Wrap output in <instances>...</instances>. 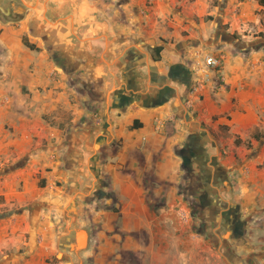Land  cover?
<instances>
[{"label": "crops", "instance_id": "obj_1", "mask_svg": "<svg viewBox=\"0 0 264 264\" xmlns=\"http://www.w3.org/2000/svg\"><path fill=\"white\" fill-rule=\"evenodd\" d=\"M202 3L0 0V225L33 230L25 264H52V238L85 208L99 225L90 264H199L212 226L251 250L259 230L264 264V46L235 49L232 16L206 21ZM207 53L222 66L192 92ZM202 176L226 233L190 194Z\"/></svg>", "mask_w": 264, "mask_h": 264}, {"label": "rangeland", "instance_id": "obj_2", "mask_svg": "<svg viewBox=\"0 0 264 264\" xmlns=\"http://www.w3.org/2000/svg\"><path fill=\"white\" fill-rule=\"evenodd\" d=\"M190 3L196 1V0H185ZM203 3H206V7L208 6L207 15L205 16L206 21H213V19L219 18V10L229 14L230 17L232 16V20L229 21L227 24H225V28L229 29L231 31H235L238 34H232L231 37L225 38L228 42H231L233 44L234 48L238 50L239 47L248 49L250 48H259L264 46V0H247L248 1V7L244 8L243 2L245 0H200ZM202 3V4H203ZM201 4V5H202ZM255 5V6H254ZM183 6H181L182 8ZM180 8V9H181ZM238 10V13H243L250 11L252 13H256V20H248V21H242L239 19V17L235 16V12ZM226 21V20H225ZM264 48V47H263ZM224 138L227 137V135H223ZM238 144H241V140ZM249 149L248 153H253L255 150V145H249L247 147ZM247 153V154H248ZM246 154V155H247ZM250 154L247 155L249 158L248 160H251L249 157ZM259 168H262L264 166L263 163L258 164ZM60 184V182H58ZM3 187L2 184H0V189ZM94 192L91 194L89 199H94V201L100 200V197L96 196ZM5 196H0V215L1 216H8L9 212V205L5 204ZM51 218H55L56 214L54 212H48ZM94 213L89 209L85 208V210H82L78 213V216L81 218V220H78L76 223L73 224L72 228L70 229L71 234L65 233L64 228L62 229V235L60 241H58V237L52 238L54 240V248H52L53 252L50 254L48 261L52 264H90V261H84L83 250L85 249V245L81 247V249L77 250L75 248H71L72 244H75L76 241V232H79L81 230H86L89 234L90 242H89V248H95L97 249L98 243L94 241L95 232L99 230V225L91 221L93 219ZM89 221V222H85ZM0 225V264H25L27 263V253L31 251V248L33 247L35 243V238L31 232L32 229L28 231L29 227L24 224V228H21L17 231L15 235L13 233L7 231ZM197 230L205 232L204 224L201 222L199 226L197 224L195 225ZM213 226L208 228V233L205 236V244L203 246L204 250H201L200 245V256L198 257L200 260L199 264H238V261H235L234 259H231L234 257L235 259L237 257H246L249 258L250 264H262V259L257 257V252L255 251L256 248H260L259 239V230H257L256 233V239H255V248L254 250L249 249H241L238 245H231L227 241L222 238L221 241H219L218 237H215L214 230H212ZM219 233V232H218ZM221 235V233H220ZM75 239V241H74ZM218 239V240H217ZM227 243L226 246L223 245V243ZM257 246V247H256ZM84 248V249H83ZM257 248V249H258ZM21 258V259H20ZM25 258V260L23 259ZM185 260V259H184ZM183 264H186V261H183Z\"/></svg>", "mask_w": 264, "mask_h": 264}, {"label": "flooded vegetation", "instance_id": "obj_3", "mask_svg": "<svg viewBox=\"0 0 264 264\" xmlns=\"http://www.w3.org/2000/svg\"><path fill=\"white\" fill-rule=\"evenodd\" d=\"M11 13V12H10ZM185 167H187V169L189 170V167H188V165L185 163ZM189 172V171H188ZM203 176H202V178H200V179H198L197 181H199L198 183H196L197 185H194V187L191 189V187H190V194H193V193H195L198 189L199 190H201V199H200V205H202L203 207H205V210H206V213L208 214H206V216H209V213L210 212H212L214 215H218L217 213L219 212V207H218V205L216 204V203H213V202H207V203H205L204 201H203V199L205 198V196L207 195V193H208V190H210L209 188H206L205 187V185H203L202 186V184L200 183V182H202V180H203ZM206 179H208V177L206 176L205 177ZM206 182H207V180H206ZM200 184V185H199ZM100 191L98 190V191H96V196H100ZM196 197H193V199H195ZM192 200V199H191ZM192 204V206H191V208H192V210H193V213L196 215L197 214V211H198V202H195V201H192L191 202ZM217 212V213H216ZM218 220V216L217 217H215V221L212 223V225H214V223L216 224V226H218V225H220L221 227V230L223 231V232H225L226 233V231H227V228H226V226H225V223H226V220H219V221H217ZM204 224V223H203ZM204 227H205V229H207V227H206V225L204 224ZM218 230H219V228H218ZM236 230H238V231H241V229L240 228H236ZM208 233H210V232H208ZM220 233H222V232H220ZM224 239V238H223ZM223 245L224 246H226L227 244H225V242L223 243ZM235 257V256H234ZM234 257H232L231 259H234L235 261H238V264H250L249 262V258H246V257H237L236 259L234 258Z\"/></svg>", "mask_w": 264, "mask_h": 264}, {"label": "built area", "instance_id": "obj_4", "mask_svg": "<svg viewBox=\"0 0 264 264\" xmlns=\"http://www.w3.org/2000/svg\"><path fill=\"white\" fill-rule=\"evenodd\" d=\"M222 66V57L217 54L207 53L203 55V62L199 64L196 69V76L193 80L191 91L199 93L202 91L206 84L213 80L212 70L220 69Z\"/></svg>", "mask_w": 264, "mask_h": 264}, {"label": "water", "instance_id": "obj_5", "mask_svg": "<svg viewBox=\"0 0 264 264\" xmlns=\"http://www.w3.org/2000/svg\"><path fill=\"white\" fill-rule=\"evenodd\" d=\"M0 10L5 14L7 15L10 14V10L9 9H6L4 8L3 6L0 5ZM106 193L105 191H101L100 193V197L102 196H105ZM88 237H89V234L86 230H81L79 232H77V236H76V241H75V244H72L71 245V248H75L77 250L81 249V247H83L85 245V248L88 246ZM84 249V248H83Z\"/></svg>", "mask_w": 264, "mask_h": 264}, {"label": "trees", "instance_id": "obj_6", "mask_svg": "<svg viewBox=\"0 0 264 264\" xmlns=\"http://www.w3.org/2000/svg\"><path fill=\"white\" fill-rule=\"evenodd\" d=\"M24 41H25L26 45H28L31 48H34V46L31 43H29V41L27 39H24ZM159 48L161 49V47H159Z\"/></svg>", "mask_w": 264, "mask_h": 264}]
</instances>
